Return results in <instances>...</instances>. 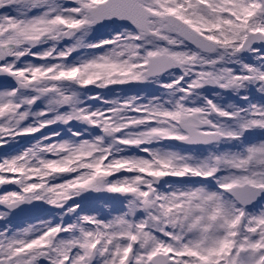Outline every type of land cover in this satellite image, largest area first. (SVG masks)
I'll list each match as a JSON object with an SVG mask.
<instances>
[{
  "label": "snow or ice",
  "instance_id": "1",
  "mask_svg": "<svg viewBox=\"0 0 264 264\" xmlns=\"http://www.w3.org/2000/svg\"><path fill=\"white\" fill-rule=\"evenodd\" d=\"M0 264H264V0H0Z\"/></svg>",
  "mask_w": 264,
  "mask_h": 264
},
{
  "label": "bare ground",
  "instance_id": "2",
  "mask_svg": "<svg viewBox=\"0 0 264 264\" xmlns=\"http://www.w3.org/2000/svg\"><path fill=\"white\" fill-rule=\"evenodd\" d=\"M156 89L153 87H146V88H132L130 92H136V91H142L144 93H151L155 91Z\"/></svg>",
  "mask_w": 264,
  "mask_h": 264
},
{
  "label": "rangeland",
  "instance_id": "3",
  "mask_svg": "<svg viewBox=\"0 0 264 264\" xmlns=\"http://www.w3.org/2000/svg\"><path fill=\"white\" fill-rule=\"evenodd\" d=\"M26 219H30V217H26Z\"/></svg>",
  "mask_w": 264,
  "mask_h": 264
}]
</instances>
